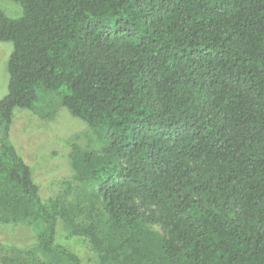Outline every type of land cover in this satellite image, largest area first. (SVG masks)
Wrapping results in <instances>:
<instances>
[{
    "label": "trees",
    "instance_id": "obj_1",
    "mask_svg": "<svg viewBox=\"0 0 264 264\" xmlns=\"http://www.w3.org/2000/svg\"><path fill=\"white\" fill-rule=\"evenodd\" d=\"M13 1L0 226L31 243L0 241V264H83L74 237L100 264H264V0ZM41 90L96 135L68 153L92 211L44 200L10 141Z\"/></svg>",
    "mask_w": 264,
    "mask_h": 264
},
{
    "label": "rangeland",
    "instance_id": "obj_2",
    "mask_svg": "<svg viewBox=\"0 0 264 264\" xmlns=\"http://www.w3.org/2000/svg\"><path fill=\"white\" fill-rule=\"evenodd\" d=\"M0 7L9 17L22 15V7L13 0H0ZM13 50L11 41L0 40V98L8 93V59ZM10 141L33 171L44 200L68 195V200L80 202L85 210H91L90 198H85L75 189L74 170L68 153L74 144L83 149H97L96 135L88 123L73 116L61 104L56 92L39 91L33 110L16 107L13 110ZM71 182V186L70 183ZM98 207V204H95ZM69 233L64 222L58 226V241ZM27 228L22 226H0V241L24 247L31 243ZM61 238V239H60ZM80 255L83 264H100L96 253L79 237L66 239Z\"/></svg>",
    "mask_w": 264,
    "mask_h": 264
}]
</instances>
